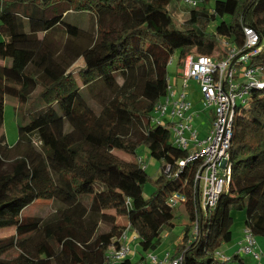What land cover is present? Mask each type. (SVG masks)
I'll return each instance as SVG.
<instances>
[{
	"label": "trees",
	"instance_id": "trees-1",
	"mask_svg": "<svg viewBox=\"0 0 264 264\" xmlns=\"http://www.w3.org/2000/svg\"><path fill=\"white\" fill-rule=\"evenodd\" d=\"M178 1L0 0L5 39L0 42L5 62L0 66V231L15 230L0 239V264H105L108 249L120 245L129 226L142 250L152 252L175 218L168 199L180 191L187 196L190 226L173 258L226 264L217 252L232 240L234 213H243L245 227L264 237V89L241 101L249 111L243 115L239 109L234 125L232 180L216 208L200 217L197 234L194 168L179 177L165 173L168 164L176 172L177 161L188 153L173 145L167 127L152 122L167 95L175 55L180 62L193 51L212 57L223 38L242 47L244 26L255 29L264 44V0H213L211 8L210 0H203L190 8L182 27L170 10ZM69 14L94 17L98 36L91 46L78 44L86 32L66 21ZM59 31L64 44L53 37ZM79 59L83 87L70 72ZM251 63L264 65V48ZM103 90L111 98H103ZM8 97L20 106L33 102L34 111L19 126L13 147L2 132ZM35 103L42 107L35 111ZM140 146L164 162L158 190L149 199L143 191L146 169L113 154L128 148L135 154ZM40 201L59 206L55 219L24 215ZM102 225L110 231L101 233ZM42 232L45 239L34 244ZM13 251L17 256L8 257ZM234 260L245 264L239 256ZM120 264L132 263L129 258Z\"/></svg>",
	"mask_w": 264,
	"mask_h": 264
},
{
	"label": "built area",
	"instance_id": "built-area-1",
	"mask_svg": "<svg viewBox=\"0 0 264 264\" xmlns=\"http://www.w3.org/2000/svg\"><path fill=\"white\" fill-rule=\"evenodd\" d=\"M180 1L190 8H196L200 4L195 0ZM243 31L242 47H237L223 38L220 39L223 44L218 56L192 54L182 60V87L177 90L178 80L169 79L164 102L162 101L156 109V112H161L163 116L170 115L172 122L169 124L161 122L155 116L152 120L155 125L167 127L171 132L173 145L188 153L185 160L177 161L176 172L175 168L168 164L165 173L179 177L187 167L194 168L192 192L196 214L194 234L198 233L202 215L216 208L221 195L232 180L230 151L234 125L239 114L238 101L249 97L252 91L264 89V65L251 63L254 57L261 54L264 44L255 29L244 26ZM190 81L195 82L200 89L203 111L213 109L211 130L208 137L202 141L199 140V132L192 124L194 118L200 117L201 113L193 112V103L189 99ZM186 203L187 196L182 191L174 192L168 199V205L172 209ZM130 229L129 226L119 239V246L113 245L108 249V261L105 264H120L129 259L132 253L129 243L139 238L136 235L133 240H129ZM247 255L254 257L255 260H260L262 256V252L257 251L256 235L249 227L244 228L243 239L236 253L239 257ZM217 256L225 263L233 260L221 251L217 252ZM149 259L152 264H184L182 257L173 258L169 255L163 260L153 256Z\"/></svg>",
	"mask_w": 264,
	"mask_h": 264
},
{
	"label": "rangeland",
	"instance_id": "rangeland-1",
	"mask_svg": "<svg viewBox=\"0 0 264 264\" xmlns=\"http://www.w3.org/2000/svg\"><path fill=\"white\" fill-rule=\"evenodd\" d=\"M201 3L203 0H195ZM214 1L210 0V2L206 5L208 8L213 7ZM171 13L173 14L174 21L176 22L178 27H182L184 23L189 19L190 7L184 4L181 1H178L176 5H173L171 8ZM66 21L70 24H74L79 26L83 29L86 33L78 43L82 45L84 48L91 46L98 36L96 20L93 16L88 14H80L74 15L69 14ZM213 26L209 29V32L213 31ZM42 37V36H41ZM56 40L61 41V43H65V37L63 36L62 32L59 31L56 35L53 36ZM4 37L0 34V41H4ZM222 44L220 40L219 47L220 49L216 51L214 56H218V53L222 50ZM192 54H195L193 51ZM182 62L179 61L178 54L172 58V63L169 64L168 73L170 81H174L175 79L178 80V89H180L181 83L183 82V70H182ZM3 64V61H0V65ZM84 69V61L79 59L73 68H71L70 72L74 74V76L78 79L79 84L83 87L82 81L79 78V72ZM190 89L191 92L189 94V99L193 103V112H200V117H195L192 121L194 128L199 132V140L202 141L206 139L209 135V132L212 127V117H213V109L208 111H203L204 107L201 102V94L198 85L190 81ZM40 89L33 95V99L35 100L39 97ZM102 97L111 98L110 94L103 90ZM90 104L94 107H98L97 103L93 100L92 96L87 95ZM164 102V99L162 98ZM20 106L18 101L13 98H6L5 102V111H4V124L2 128V132L5 135L6 142L10 147L16 145L19 137V126H23L27 124L30 120V116H33V112L30 110L29 106ZM238 106L240 112L243 115H246L249 111V104L242 105L241 101H238ZM35 111L39 110L42 107V104L35 103L34 105ZM155 118L164 123H171L172 118L170 115L163 116L161 112H155ZM113 154L121 159L123 162H132L137 161L140 162L146 169V173L149 177L146 185L144 186V196L146 199L151 198L158 190L157 180L162 174V168L164 166V162L160 160H156L150 156L149 150L146 146H140L136 149V153L134 154V150L132 148H128L127 151H114ZM59 206L56 205L52 201H40L37 202L35 205L29 207L24 211L25 216H37L40 217L43 221H51L55 219L56 215H58ZM175 218L172 221L171 225H167L160 238V242L156 250L152 252H145L139 245V241L135 240L134 242L129 243V247L131 252L133 253L130 255V260L132 264H152V261L149 259L150 256L157 257L159 260H163L167 255L173 257L176 255L179 245L181 244L183 235L185 230L188 226H190V219L189 215L186 211L184 205H180L176 209H174ZM235 215V223L233 229L239 227V223L242 225L245 215L243 213H234ZM121 223H126L123 220L119 219ZM110 231V227L108 225H102L100 228V232H108ZM134 231L132 229L128 230V237L132 235ZM193 234V231L192 233ZM190 234V235H191ZM15 235L14 229L0 231V239L7 238ZM45 239V234L42 232L37 238L34 240V244H38ZM224 251L223 249H220ZM17 252L13 251L9 254L8 257H16ZM247 263H251L252 261L249 258H244ZM226 264H241L239 261H230Z\"/></svg>",
	"mask_w": 264,
	"mask_h": 264
},
{
	"label": "crops",
	"instance_id": "crops-1",
	"mask_svg": "<svg viewBox=\"0 0 264 264\" xmlns=\"http://www.w3.org/2000/svg\"><path fill=\"white\" fill-rule=\"evenodd\" d=\"M1 42V41H0ZM2 61V60H0ZM5 62L3 61V64L0 66H4ZM234 223H235V215H234ZM234 226V224H233ZM245 228V218L243 221V224L241 225L239 223V227L236 229L232 228V240L228 244H224L220 249H223L224 251H221L222 254H224L227 257H231L233 259L234 256H236V253L239 249L240 243L243 239V231ZM137 235V233L134 231L132 235L129 236V240H133L134 237ZM138 240V239H137ZM257 241V251L262 252V256L260 260H255L254 257L247 255V256H241L240 258L244 261L245 264H264V237H256ZM134 242V241H132ZM133 253H131L132 255ZM249 258L252 262L247 263L244 258ZM130 258V257H129ZM132 263V262H131Z\"/></svg>",
	"mask_w": 264,
	"mask_h": 264
}]
</instances>
